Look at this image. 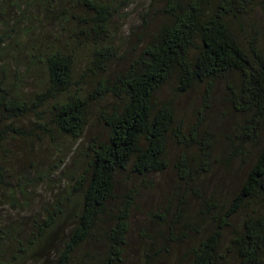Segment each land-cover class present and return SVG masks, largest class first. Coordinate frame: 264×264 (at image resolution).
<instances>
[{
	"label": "trees",
	"instance_id": "16d2710c",
	"mask_svg": "<svg viewBox=\"0 0 264 264\" xmlns=\"http://www.w3.org/2000/svg\"><path fill=\"white\" fill-rule=\"evenodd\" d=\"M128 1L0 0V264H123L140 196L132 178L151 186L150 177L172 166L187 185L211 169L216 142L206 110L220 85L222 103L240 118L232 132L237 144L229 145L222 165L243 161L251 146L254 161L227 206L206 204L200 224L181 214L168 223L163 212L151 213L164 233L159 249L149 238L144 258L164 264L185 247L182 264H232L230 256L238 264H264V211L254 208L264 207L263 38L255 32L240 40L232 31L256 0H167L160 25L144 32L133 59L111 70L123 42L121 5ZM28 80L35 90L26 89ZM196 87L199 108L190 122L177 119L175 102L163 91L179 95ZM92 116L106 137L84 149L78 143ZM58 140L79 147H61L54 169L66 159L85 169L62 184L65 195L41 202L40 185L50 176L31 169L33 162L29 170L19 165L35 153L29 144L36 149ZM170 145L178 151L174 160ZM243 208L248 215L232 229Z\"/></svg>",
	"mask_w": 264,
	"mask_h": 264
},
{
	"label": "rangeland",
	"instance_id": "374dc122",
	"mask_svg": "<svg viewBox=\"0 0 264 264\" xmlns=\"http://www.w3.org/2000/svg\"><path fill=\"white\" fill-rule=\"evenodd\" d=\"M209 1L211 2L212 0ZM128 2V4L124 5V8L123 4L121 5L120 19H118V24L120 25L118 33L120 35L122 32L123 42L120 45L119 61L113 64L111 70L118 69L133 59L139 39L142 41L147 38L144 32L149 31L153 33L157 26L160 25L162 10L167 0H129ZM242 20L240 27L237 24L232 26V31L236 36L240 40H243L251 33H259L263 38L261 46H264V0H256L248 9L247 14L242 17ZM144 21L148 23L147 30ZM85 53L86 51L83 54ZM9 64L13 65L12 62ZM33 84H36L34 80L26 81V89L35 90ZM220 87L213 93L214 96L209 104V109L206 110L207 113L210 112L213 118L212 123L210 122L209 124L210 129L209 127L208 129L211 131L216 142V152L210 161V164H212L211 169L207 173H201L196 181L187 183V185L182 184L177 179L172 166L162 174L150 177L151 186L147 183L142 184L140 179L132 178V183L140 190V196L135 209L132 211L127 245L124 249L123 264H158L147 263L144 258V252L150 246L148 243L149 238L153 239L154 248L159 249L162 244L161 234L164 233L162 232L164 227L160 226L162 225V221L158 219L152 221L149 219L151 213H159L161 215L163 212L168 223H171L177 215L181 214L183 218L186 219L189 216L192 222L200 224V219L202 218L201 212L204 213L207 210L206 204L212 203L218 208L224 209L244 182L247 172L257 154V148L255 146L249 147L243 161L238 159L229 162V165H222L223 161L229 157V145L237 144V140L232 136V132L240 118L231 114L228 107L222 103L225 90L223 85H220ZM200 91L196 87L187 94L173 95L171 89L167 88L162 94L164 96H168L167 94H169L170 98L175 102L177 119L180 118L185 122H190L193 109H198L201 103ZM105 137L106 132L98 117L92 116L86 133L78 144L83 145L82 147L85 149L91 144V140H103ZM78 144L58 140L56 145L50 142H40V146L36 149L30 146V144L28 145V150H35V153L32 155L26 153L22 157V163L19 165L20 168L29 170V164L33 162L35 165L31 166V169L43 168L46 174L50 176V181L45 182L48 183L47 185L43 187L40 185L39 199L41 202L44 200L51 202L50 199L54 198V195H65L66 191L61 188L62 184H67L65 186L68 187L72 183L70 180L71 175L77 171L81 174L85 169L84 167L79 171L83 165L82 161L76 163L70 159H66V162L59 170L54 169V165H58L60 148L66 146L73 150L79 147ZM16 146L21 147L22 144ZM69 148L64 152L68 153ZM168 151L169 157L174 160L178 151L171 145L168 147ZM180 152L183 151L181 150ZM188 153L192 154L193 152ZM254 208L260 212L264 211V207L258 205ZM6 212V214L10 213L9 211ZM248 213V208H243L236 213L230 223V227L232 229L239 227ZM66 228L69 229L70 226L66 225ZM202 228L205 231L209 226L204 224ZM229 237L230 230H226L221 241V247L224 250L228 245ZM192 238L194 237L192 236ZM99 251L100 249H97V252ZM185 251H187L185 247L175 250L173 257L169 259L170 261L166 260L164 264H173L177 259L180 260L178 264H182L181 259ZM80 252L77 253L76 257L81 258L82 253ZM229 258L232 264H238L232 256ZM28 264L33 263L29 262Z\"/></svg>",
	"mask_w": 264,
	"mask_h": 264
}]
</instances>
